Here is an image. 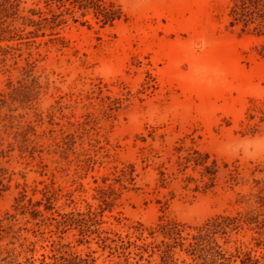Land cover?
Listing matches in <instances>:
<instances>
[{
    "label": "rangeland",
    "instance_id": "rangeland-1",
    "mask_svg": "<svg viewBox=\"0 0 264 264\" xmlns=\"http://www.w3.org/2000/svg\"><path fill=\"white\" fill-rule=\"evenodd\" d=\"M114 1L126 19L102 26L77 13V22L69 17L57 29L63 47L49 42V31L30 43L0 42L14 47L0 51V260L13 248L23 264L74 255L94 264H126V257L145 264L127 243H141L139 225L175 221L188 238L215 215L244 211L239 194L256 192L254 179L264 180V123L247 131L259 122L249 120V109L264 102V38L230 26L231 0ZM20 7L23 14L47 12L44 0H22ZM28 63L30 77L22 71ZM18 81L23 92L14 90ZM26 129L24 142L19 133ZM192 148L219 166L208 189L184 187L188 175L202 185L199 169L178 171V157ZM128 164L135 165V182L121 175ZM234 168L236 181L229 176ZM160 172L169 175L165 185ZM103 197L109 209L93 228L105 243L58 223ZM121 240L127 256L114 249ZM149 240L167 239L156 233ZM227 241L230 250L264 253V236L247 226Z\"/></svg>",
    "mask_w": 264,
    "mask_h": 264
},
{
    "label": "trees",
    "instance_id": "trees-1",
    "mask_svg": "<svg viewBox=\"0 0 264 264\" xmlns=\"http://www.w3.org/2000/svg\"><path fill=\"white\" fill-rule=\"evenodd\" d=\"M44 3L47 12H43L40 8H29L27 14H23L25 9L20 7L22 0H0V42L20 41L17 44H21L22 40L27 39L26 42L30 43L34 42V38L43 37L46 35V31H49L48 35L51 36L49 42L63 47L66 42L57 29L65 25L69 17L77 22V13H80L81 17L92 14L102 26L113 25L121 19H126V14L121 5L114 0H44ZM229 9L230 26L239 25L243 32L247 31L257 37L264 38V0H231ZM83 23H88V21L86 20ZM28 28L30 30H27ZM7 48L12 49L14 47L0 46V51L6 52ZM258 53L264 57V42L261 44ZM33 69L34 65L31 63H28L26 67H22V71L27 77L32 76ZM18 83H20V86L15 87L14 90L23 92L26 87L25 84L21 81H18ZM248 118L249 120L259 119V122L248 124L247 128L248 132H257L259 124L264 123V102H262V105L254 103L253 107L249 109ZM27 128H29V125H27ZM26 132L27 129L19 133L24 138V142L29 140L26 137ZM2 140L0 135V145ZM176 150L180 152L181 148H176ZM3 153L4 150L1 149L0 154L3 155ZM177 163L179 172H184L190 166L193 167V170H200L202 185L188 175L183 179L185 188L192 182L195 183L192 188L193 191H199L200 188L208 189L214 185L219 166L216 159H211L209 153L192 148L186 150L185 155L179 156ZM135 171V165L128 164L121 170V175L127 177L128 181L135 182ZM160 175L161 183L165 185L168 182L169 175L166 172H160ZM229 176L232 181H236L239 176L237 168L231 170ZM205 177L207 181L203 180ZM254 182L258 190L247 195L239 194L238 201L247 203L248 206L244 211H238L234 216L215 215L202 225L194 228V233H188V238L183 236V225L175 221L164 222L163 219H160V223L148 230L143 228L142 225L137 227L135 237L137 240H141V243H136V241H127V243L135 247L134 255L139 256V260H145V264H153L149 260L153 255L159 257V261L154 264H264V253L257 256L252 254L253 250L251 248L246 247L243 249L241 246H235L233 250H230L224 246L232 232H237L244 226L264 236V180L254 179ZM0 185H2L1 180ZM111 189L113 190L112 187ZM105 195L106 193H103V196ZM101 201L102 203L96 208L87 205L86 212H71L61 215V220L58 223L64 226H74L83 237H89L95 233L99 241L105 243L107 238L102 237L97 228H93L95 225L104 222L102 220L103 213L106 209H109L107 208L109 202L106 197H103ZM49 203L51 205V202ZM45 209L50 210L52 206H45ZM31 213H35L36 216L42 215L40 211ZM146 231L148 236L144 235ZM156 233H161L167 240H161L159 243L154 240L147 241L148 238H154ZM184 240H188L187 244ZM220 240H223V243H220ZM127 248L123 240H121L120 245L114 247L116 251L120 250V253L124 256H127L125 254ZM178 248L179 251H177ZM6 253L7 256L0 260V264H23L18 260L19 254H15V249H7ZM143 253H148V257L144 258ZM181 253L186 256H182ZM125 261L126 264H133L128 263V257L125 258ZM53 264H94V260L74 255ZM134 264H138V261Z\"/></svg>",
    "mask_w": 264,
    "mask_h": 264
}]
</instances>
